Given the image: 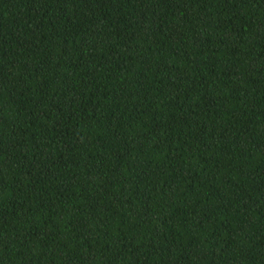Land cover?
<instances>
[{
  "label": "trees",
  "instance_id": "obj_1",
  "mask_svg": "<svg viewBox=\"0 0 264 264\" xmlns=\"http://www.w3.org/2000/svg\"><path fill=\"white\" fill-rule=\"evenodd\" d=\"M0 264H264V0H0Z\"/></svg>",
  "mask_w": 264,
  "mask_h": 264
}]
</instances>
